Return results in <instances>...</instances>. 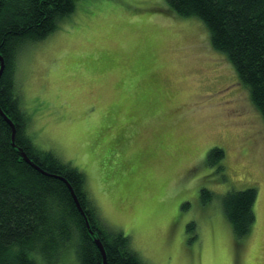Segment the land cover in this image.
Segmentation results:
<instances>
[{
	"label": "rangeland",
	"instance_id": "obj_1",
	"mask_svg": "<svg viewBox=\"0 0 264 264\" xmlns=\"http://www.w3.org/2000/svg\"><path fill=\"white\" fill-rule=\"evenodd\" d=\"M14 74L27 134L84 174L100 222L145 264H264V118L199 17L166 0H77ZM249 187L256 221L238 238L222 199ZM56 264H80L76 247Z\"/></svg>",
	"mask_w": 264,
	"mask_h": 264
},
{
	"label": "trees",
	"instance_id": "obj_2",
	"mask_svg": "<svg viewBox=\"0 0 264 264\" xmlns=\"http://www.w3.org/2000/svg\"><path fill=\"white\" fill-rule=\"evenodd\" d=\"M76 1L0 0V54L5 62L0 106L16 126L13 143L12 128L0 114V264H56L75 247L80 264H103L95 237L105 247L107 264H145L128 236L100 222L85 190L84 174L34 144L27 134V114L15 94L18 51L55 31L59 20L75 10ZM166 1L180 16H196L207 25L212 46L227 54L264 118V0ZM19 148L45 173L28 163ZM224 156L222 148L214 147L208 162L220 164ZM219 168L224 170L222 164ZM59 176L70 182L94 234ZM213 196L210 190H202L204 203ZM256 199L253 187L223 196L224 212L238 238L251 232Z\"/></svg>",
	"mask_w": 264,
	"mask_h": 264
},
{
	"label": "water",
	"instance_id": "obj_3",
	"mask_svg": "<svg viewBox=\"0 0 264 264\" xmlns=\"http://www.w3.org/2000/svg\"><path fill=\"white\" fill-rule=\"evenodd\" d=\"M0 60H1V67H0V77L4 71V68H5V62H4V58L2 57V55L0 54ZM0 114L3 116V118L5 119L6 122H8V124L11 126L12 128V140H13V143L15 141V137H16V126L14 124V122L6 115V113L1 109V106H0ZM19 151L21 152V155L22 157L30 164H32L34 167H36L38 170H40L41 172H44L40 166H38L36 163H34L31 158L27 155V153L22 149V148H19ZM45 173V172H44ZM63 181H65L71 192H72V195L75 199V202L77 204V207L78 209L80 210V212L82 213V215L84 216L85 218V221H86V225L87 227L89 228V231L94 234V231L91 227V224H90V219L88 217V214L86 213V211L84 210V208L81 206V203L73 189V187L71 186L70 182L63 176H59ZM95 242L97 244V246L99 247L101 253H102V257H103V264H107V256H106V250H105V247L101 241L100 238L98 237H95Z\"/></svg>",
	"mask_w": 264,
	"mask_h": 264
}]
</instances>
